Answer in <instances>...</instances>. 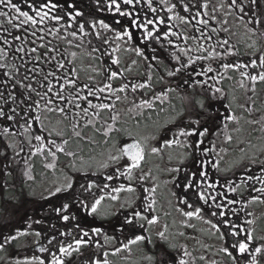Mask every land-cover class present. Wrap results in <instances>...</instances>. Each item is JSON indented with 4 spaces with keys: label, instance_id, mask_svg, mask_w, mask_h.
Returning a JSON list of instances; mask_svg holds the SVG:
<instances>
[{
    "label": "snow or ice",
    "instance_id": "6c2138e0",
    "mask_svg": "<svg viewBox=\"0 0 264 264\" xmlns=\"http://www.w3.org/2000/svg\"><path fill=\"white\" fill-rule=\"evenodd\" d=\"M66 4L0 0V264H264V0Z\"/></svg>",
    "mask_w": 264,
    "mask_h": 264
},
{
    "label": "flooded vegetation",
    "instance_id": "af4514ba",
    "mask_svg": "<svg viewBox=\"0 0 264 264\" xmlns=\"http://www.w3.org/2000/svg\"><path fill=\"white\" fill-rule=\"evenodd\" d=\"M61 4H64L65 6H67L66 4V0H60ZM67 3H75L77 4L78 8L80 10H83L85 12V15L87 16L89 12L93 11L95 9V0H90V2H86V0H67ZM96 15L99 18H105L107 19L109 22L113 19V17L105 12V13H96ZM86 66V65H85ZM144 72V68L143 66H141L138 69H134L133 73L131 74L132 76L137 75L138 73H142ZM224 87L226 89V91L232 87L231 82L225 81L224 82ZM258 89H264V86H258ZM261 99L258 100V106L261 108H264V90H261L259 92ZM238 96L241 97V102H243V94L242 93H237ZM225 104L227 103V101L224 102ZM177 106H179L177 104ZM217 107H220V105H217ZM221 111H223V108H221ZM153 119H158L160 122H163L164 120L167 119V116L164 113H160L159 116H157L156 114H153ZM141 121L143 123V119L141 118ZM133 120H129V126L131 127V125L133 124ZM258 137L259 134L258 133H254L252 134V141L253 143H258ZM163 138V137H162ZM98 140H102V137H97ZM124 139H127V137H124ZM229 148V154L227 156H225V160L222 161L221 166L224 167L226 166V162L231 161L234 156L239 154V147L238 146H234L233 144L228 145L227 146ZM90 149H94V151L91 153L93 155L97 156V159H99V153L103 151V145H90V144H85L84 145V155L85 157H87L89 155V150ZM175 150L176 152H179V149H172ZM169 151V150H168ZM165 158H167V156H165L163 159H160L158 157H151L149 159V165L150 167H153L154 169V173L156 171V167L158 166L159 169L161 170L158 174L159 177L162 176L163 174V170L164 168L167 166V164H169V162L167 164H164V160ZM174 167L176 166V161L174 162V164H169V167ZM187 167H192L191 165V161H186L185 165ZM166 167V168H169ZM193 170H195L193 168ZM37 175L39 174V172L41 171L39 165H37ZM213 175H215V173L213 172ZM231 175V174H229ZM237 175H239V170H237ZM181 178H183V173L181 174ZM38 179H39V175H38ZM160 188L158 189V194H160V204L158 205V207H160V205H163L164 208H167V204L164 201L163 197V184H162V180L160 179ZM223 182V181H222ZM172 190H176L179 191L177 189L174 188V186L172 185ZM123 195V194H122ZM233 194L229 193V196H232ZM2 196L3 193H0V200H2ZM246 211L251 212L252 216L251 217H245L244 213L242 212L240 214V220H238V223H242L245 219H254L255 220V224L253 225V227L256 229V234L257 235H264V204H255V205H251L248 209H246ZM171 219L172 217L167 218V222L171 223ZM233 219H236L235 217H233ZM140 249H143L145 251H150V246L147 245H140L139 247L134 246L133 247V254L131 255L130 259L125 261L122 259V257L124 255L127 254H121V256H117V257H112V259L114 260V264H147V262L142 261L140 259V256L137 254Z\"/></svg>",
    "mask_w": 264,
    "mask_h": 264
},
{
    "label": "rangeland",
    "instance_id": "374dc122",
    "mask_svg": "<svg viewBox=\"0 0 264 264\" xmlns=\"http://www.w3.org/2000/svg\"><path fill=\"white\" fill-rule=\"evenodd\" d=\"M86 2H90V0H86ZM233 145L234 146H238L239 144L236 143V142H234ZM170 151L173 152V153H176L175 150H170ZM174 162H175V160H173L171 162V164H174ZM167 163L168 162L166 160H164V164H167ZM169 164H170V162H169ZM169 164H167L166 167H169ZM166 167L164 169H167ZM171 167H172V165H171ZM168 178H169V174L167 172L163 171L162 176H160V179L162 180V184H163V181L166 180V179H168ZM171 188H172V185L171 184L167 185V187H165V185L163 184V193L166 194L167 193V190L168 189H171ZM209 242L211 243L212 241H209Z\"/></svg>",
    "mask_w": 264,
    "mask_h": 264
}]
</instances>
